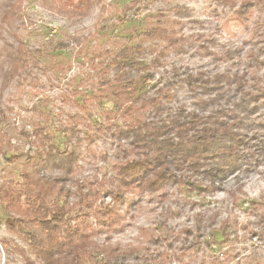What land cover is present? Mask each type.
<instances>
[{
  "label": "rangeland",
  "instance_id": "obj_1",
  "mask_svg": "<svg viewBox=\"0 0 264 264\" xmlns=\"http://www.w3.org/2000/svg\"><path fill=\"white\" fill-rule=\"evenodd\" d=\"M12 1L18 16L7 21ZM246 1L91 0L77 9L79 0H0V194L11 193L26 208L27 198L18 196L25 173L44 180L64 176L49 199L70 210L65 228L79 227L91 237L89 264L108 258L114 264H264V156L258 154L217 189L198 178L194 186L172 183L155 192L133 187L117 206L115 227L101 225L97 215L115 203L109 191L121 183L115 165L124 150L131 151L129 159L139 158L129 140L117 137L118 129L152 120V98L165 113L193 111L199 99L225 106L253 84L264 87V0H252L248 15L239 18ZM156 26L173 32L176 45L144 35ZM19 42L26 58L10 77ZM138 43L165 52L151 65L155 53L145 51L149 68L134 79L132 97L122 99L123 107L139 102L128 114L114 107L117 97L104 81L115 74L118 52ZM196 72L239 74L246 91L225 81L222 92L205 95L189 82ZM253 120L264 122V105ZM72 150L67 171L60 165ZM15 215L0 200V264H24L16 246L35 257L26 235L7 227ZM104 247L111 251L105 259Z\"/></svg>",
  "mask_w": 264,
  "mask_h": 264
},
{
  "label": "trees",
  "instance_id": "obj_2",
  "mask_svg": "<svg viewBox=\"0 0 264 264\" xmlns=\"http://www.w3.org/2000/svg\"><path fill=\"white\" fill-rule=\"evenodd\" d=\"M79 1L81 3L77 9L87 8L91 3V0ZM257 2L260 3L261 0ZM252 6V0L243 3L237 9L238 17L245 18ZM17 7V3L12 1L3 19L8 21L18 16ZM172 34L167 27L161 26L144 32L147 38L161 39L170 46L176 45L177 41ZM24 47V43L19 42L18 52L11 53L13 59L7 71L10 77L17 73L25 61ZM145 51L155 53L151 65L159 64L165 52L154 43L150 46L142 43L125 46L112 60L115 74L104 81L117 97L114 107L128 114L132 113L139 102L134 104V101H130V105L123 107L122 99L132 97L134 79L141 71L149 68L142 59ZM188 78L190 83H194L193 88L196 84L200 85L205 95H210L211 90L222 92L225 81L227 84L236 81V89L246 91L244 76L239 74L232 79L226 74L211 78L203 72H196ZM236 98L237 100L225 106H214L211 99H199L196 110L188 111L186 107H181L178 111L166 113L164 105L152 98L149 102L153 105L152 120L134 121L125 128L119 127L117 137L129 140L130 148L139 151V158L129 159L131 151L124 150L123 161L115 165V175L121 183L115 190L109 191L115 203L100 207L97 212L99 223L107 227L117 225V206L124 202L125 193L133 187L155 192L172 183L194 186V180L198 178L210 183L212 189H217L229 174L240 171L250 157L253 158L255 154L264 156V122L251 121V117L264 105V87L258 86L256 90L253 84L246 94L241 93ZM65 154L67 156L60 167L68 171L76 154L74 150ZM23 177L26 185L18 196L24 195L28 206L24 208L7 191L0 194V200L8 209H13L18 214L12 216L7 227L14 233L26 235L35 257L27 254L23 247L16 246L13 251L23 257L24 264H36V259L42 264H89L87 261L93 258L94 253L93 250L88 251L91 237L79 227L65 228L64 223L70 210L64 205L50 202L49 199L57 183L66 178L59 175L44 180L28 173ZM7 243L6 240L1 241L5 246ZM107 248L102 249L103 259L111 254ZM111 259L108 258L104 264H114ZM118 261L119 258L116 259Z\"/></svg>",
  "mask_w": 264,
  "mask_h": 264
}]
</instances>
